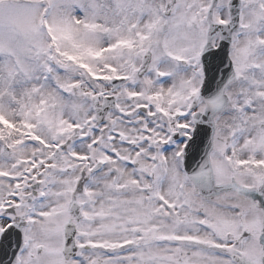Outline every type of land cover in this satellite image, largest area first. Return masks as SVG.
I'll use <instances>...</instances> for the list:
<instances>
[{
	"label": "snow or ice",
	"instance_id": "snow-or-ice-1",
	"mask_svg": "<svg viewBox=\"0 0 264 264\" xmlns=\"http://www.w3.org/2000/svg\"><path fill=\"white\" fill-rule=\"evenodd\" d=\"M0 264H264V0H0Z\"/></svg>",
	"mask_w": 264,
	"mask_h": 264
}]
</instances>
